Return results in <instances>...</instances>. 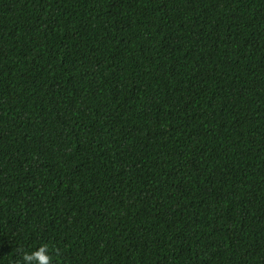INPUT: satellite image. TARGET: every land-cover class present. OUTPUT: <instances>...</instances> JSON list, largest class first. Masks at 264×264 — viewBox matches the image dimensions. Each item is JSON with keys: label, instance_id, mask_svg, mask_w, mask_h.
I'll use <instances>...</instances> for the list:
<instances>
[{"label": "trees", "instance_id": "16d2710c", "mask_svg": "<svg viewBox=\"0 0 264 264\" xmlns=\"http://www.w3.org/2000/svg\"><path fill=\"white\" fill-rule=\"evenodd\" d=\"M0 264H264V0H0Z\"/></svg>", "mask_w": 264, "mask_h": 264}]
</instances>
